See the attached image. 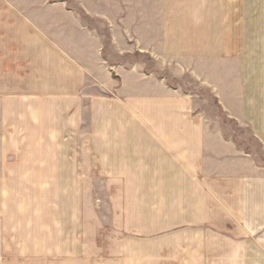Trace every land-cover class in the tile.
Listing matches in <instances>:
<instances>
[{
    "label": "rangeland",
    "instance_id": "374dc122",
    "mask_svg": "<svg viewBox=\"0 0 264 264\" xmlns=\"http://www.w3.org/2000/svg\"><path fill=\"white\" fill-rule=\"evenodd\" d=\"M211 1L226 32L230 10L239 21L248 3L257 19L264 4ZM50 2L58 6L37 21L43 57L39 44L29 59H0V264H117L173 250L183 227L182 172L160 164L242 163L226 159L221 134L264 164L261 141L208 85L228 84L229 58L157 59L118 42L116 0ZM63 2L101 36L102 59ZM184 132L203 133L204 154L170 149L166 134Z\"/></svg>",
    "mask_w": 264,
    "mask_h": 264
},
{
    "label": "crops",
    "instance_id": "0c3cea01",
    "mask_svg": "<svg viewBox=\"0 0 264 264\" xmlns=\"http://www.w3.org/2000/svg\"><path fill=\"white\" fill-rule=\"evenodd\" d=\"M207 1L116 0L118 42L132 44L134 51L139 48L154 52L157 59L176 58L174 53H182L183 58H204L223 51L229 58L228 84L221 81V85L213 77L215 82L208 85L227 111L248 126L264 146V4L258 6L257 19L248 3L239 21L231 18L230 10L226 32L221 7ZM50 3L0 0V44L5 45L0 59H29V46L38 53L39 44L43 57L45 31L37 21L44 19V8ZM63 9L80 29H88L90 36L96 38L97 58L102 59L101 36L89 30L75 8L63 2ZM11 45L18 47L16 51ZM156 48L158 51H154ZM34 49L31 53H35ZM120 52L125 54V49ZM166 135L170 149L204 154L203 133ZM218 139L236 151L230 150L226 159L240 158L243 162L185 164L181 158L180 164H160L176 166L174 170L182 172L180 243L173 250L163 249L164 252L150 249L148 259L120 258L117 264H264V164L245 154L223 134ZM216 158H222L221 154ZM234 222L239 226H230Z\"/></svg>",
    "mask_w": 264,
    "mask_h": 264
}]
</instances>
